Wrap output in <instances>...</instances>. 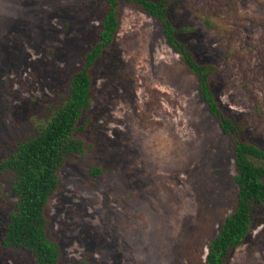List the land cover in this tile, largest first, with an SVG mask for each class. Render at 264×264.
<instances>
[{
  "label": "rangeland",
  "instance_id": "rangeland-1",
  "mask_svg": "<svg viewBox=\"0 0 264 264\" xmlns=\"http://www.w3.org/2000/svg\"><path fill=\"white\" fill-rule=\"evenodd\" d=\"M106 8L102 0H0V161L66 101ZM172 17L193 27L187 41L198 60L218 66L224 109L264 146V0H178ZM92 75L88 148L64 166L50 205L64 264H206L238 186L232 137L197 77L161 22L125 0L118 37ZM0 182V264H34L27 250L1 244L16 197L10 171ZM254 210L228 264H264V206Z\"/></svg>",
  "mask_w": 264,
  "mask_h": 264
},
{
  "label": "trees",
  "instance_id": "trees-1",
  "mask_svg": "<svg viewBox=\"0 0 264 264\" xmlns=\"http://www.w3.org/2000/svg\"><path fill=\"white\" fill-rule=\"evenodd\" d=\"M102 1L107 8L98 29V40L71 75L66 101L38 128L36 135L18 141L16 150L0 161V172L10 171L13 175L12 193L16 197L1 244L4 248L27 250L34 264H64L62 248L51 234L50 205L61 190L60 172L72 160L71 156L88 148L85 136L90 119L85 123L83 119L93 97V69L104 50L115 43L121 27V0ZM125 1L161 22L167 44L181 55L186 67L197 77L198 90L208 111L218 120L222 131L232 137L236 169L233 180L238 186L236 203L209 242L206 256V264H228L231 251L245 241L253 227L255 205L264 206V146L247 139L244 124L224 109L216 91L218 66L196 57L187 41L193 27L174 23L172 10L178 0ZM99 172V168H92L93 174ZM1 193L0 182V196Z\"/></svg>",
  "mask_w": 264,
  "mask_h": 264
}]
</instances>
